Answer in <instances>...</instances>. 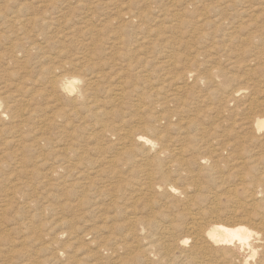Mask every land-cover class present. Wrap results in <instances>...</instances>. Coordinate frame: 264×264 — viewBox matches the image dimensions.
Segmentation results:
<instances>
[{"label":"rangeland","instance_id":"1","mask_svg":"<svg viewBox=\"0 0 264 264\" xmlns=\"http://www.w3.org/2000/svg\"><path fill=\"white\" fill-rule=\"evenodd\" d=\"M29 1L37 20L30 40L0 23V97L6 106V97L14 96L19 113L9 111L0 122V146L9 125L17 126L21 142L14 160L0 154V199L18 192L0 208L19 222L34 217L37 227L30 243L17 247L16 255L28 259L7 264H208L203 257L192 260L193 242L180 239L192 238L193 217L207 226L217 217L232 220L231 211L239 210L241 180L222 129H239L234 120L248 115L247 100L264 80V0ZM0 2L8 12L18 4ZM19 41L23 49L11 46ZM31 42L36 49L29 50ZM210 71L220 74L216 80ZM63 74L89 83V111L79 105L74 111L60 92L49 90ZM200 76L206 80L197 83ZM236 88L247 92L229 100ZM181 101L191 104L185 115L195 114L200 134L203 123L209 126L204 136L210 142L191 136L194 145H183V114L172 117L178 120L170 128L169 118H153L161 134L150 136L162 139L152 152L141 155L136 143L137 153L128 149L127 130ZM210 106L243 115L213 121L215 112H197ZM162 146V162H150ZM62 163L64 175L49 174ZM164 182L179 190L158 188ZM114 223L126 228L115 230Z\"/></svg>","mask_w":264,"mask_h":264},{"label":"bare ground","instance_id":"2","mask_svg":"<svg viewBox=\"0 0 264 264\" xmlns=\"http://www.w3.org/2000/svg\"><path fill=\"white\" fill-rule=\"evenodd\" d=\"M188 3L192 4L191 2H188ZM15 7L16 8L12 9L11 12L10 11L8 12L6 8L0 7V19H3L2 20L3 22H0V23H4L6 28L9 26H12L13 28L16 27V29H17L16 32L18 30H21V33H19V32H17V33H19L24 38V40L25 39L30 40L31 36H32L31 33L34 31V25L37 22V20L34 21V19L36 18V14L34 12V9H32V5H31L29 0H18V4ZM174 15L176 16L177 13H174ZM29 27H32V29H29ZM12 37H13V35H12ZM14 37H15V35H14ZM14 39H16V38H14ZM13 41L14 40H12V42ZM11 44H13L11 46H13L15 48H22L23 49L25 47L21 43V41L16 42V43H11ZM28 47H29V50L30 49H32V50L36 49V43L31 42ZM256 58H257V56L255 54H253L252 59L256 60ZM210 74H211V77L214 78L215 80H216V76L220 75L219 73L214 74L212 71H210ZM185 80L188 81V78H185ZM205 80H206L205 76H200L196 79V82L197 83L204 82ZM80 82H81L80 78L76 75L63 74L59 77H54L51 80L49 90L60 92V96L62 98H64L67 102H69L72 105L73 109L77 108L75 106L79 105L80 109H88L87 111H89L90 106H89L88 95L86 92L87 88L85 87L86 84H89V83L82 85ZM256 83H258L256 90L251 95V98L249 100H247L248 105H247L246 111L248 112V115L243 117V118H239L238 120H234V125H236V124L240 125L239 129L234 130L232 127L224 128L225 126L222 129V132L228 137V140L225 141V144H226L225 149L230 150L231 157L234 159V162L236 165L234 168L237 169V172L239 174V178L241 180L240 187L238 188V190L240 191L239 194H241V202H240V205L238 206L239 210L234 209L231 211L230 214L233 216L232 220H224L225 218L222 219L223 217L221 219H220V217L219 218L217 217L215 220L214 219L211 220L208 217L210 219V223L207 226L205 225L206 227L203 226L204 224L201 225L198 221H196L197 218L193 217V223H192V225H190L188 227V231L191 234H193L192 238L190 236H183L180 239V243L182 245H186L187 243H189L191 241L193 242L191 244V246L188 248L189 251L187 252L188 255H191L192 260H194V259L198 260L199 257H203L204 259L208 260V264H264V115L262 113L264 111V80L261 79ZM223 84L227 87V81H225ZM180 88L181 87L179 86V88H177V90H179ZM244 92H247V91H245L244 88L234 89L232 92H230L231 96H230L229 100H237L238 96L243 95ZM13 97L14 96H10V95L6 97V99H7L6 100L7 101L6 106H4L5 104H4L3 98L0 97V122L4 120L6 113L9 111H13L14 117L19 114L18 110L16 109L15 103L13 102V100H14ZM58 99L61 100L60 97H58ZM177 100H178V98H177ZM186 105H187V102L181 101L180 104H178L174 109L170 108V109L164 110V112H162L163 114H161V116H159V117H155V115L146 117V119H144L142 121L143 125L139 129H137L136 131H134L133 129L129 130V131L127 130V132L123 136L125 137L126 141L128 142V144L126 145L127 147H129L128 149L133 150V152H136L135 151V150H137V148L135 147L136 146L135 143H136L137 146H139V144L141 146L140 149H138L140 151L141 155L145 154V152L146 153L152 152V150H154V148H157V145L159 144V142L162 139V135L158 139H154L150 136V134H157L158 135L160 133V130H159L160 127H158L159 122H155L153 120V118L157 121H159L160 119H163L164 116H165V118H169L166 120L168 122L167 127L170 128L172 126L174 127L177 124V120H178L177 119L176 123H175V122H173L172 117L178 116V115H183V114L184 115L180 118V122L181 121L184 122L186 124V127L188 128V133L186 132L187 134L185 137V142H183L184 143L183 145H185L186 148L192 147V145H194V141H195V140H192V137L196 140L197 139L204 140V141H206L205 142L206 144H207V142H210V141H207V138L204 136L207 133V128H209V126L204 125V123H203V126L206 130L203 127H201L202 134H200L199 133V127L196 124L197 119L195 117V114H192L193 116L192 115H185V114H188V112H187L188 110H191V107H188L191 104L187 105V107H186ZM17 107L19 108V106H17ZM203 110L207 111L208 113L204 112ZM203 110L198 108L197 112L204 114L205 116H211L210 114L212 112L216 113V114H213V116H214V118H217V119H215V120L213 119V121L220 120L221 118H224V117L232 119L236 115H241V116L243 115L242 113H236L240 110H230V109L220 110L219 108L213 107V106L204 107ZM74 111H79V110L75 109ZM90 111H92V110H90ZM190 113H191V111H190ZM225 113H230V114L225 116ZM57 116L59 117L60 115L57 114ZM170 117H171V120H170ZM217 124H219V123H217ZM181 126H183V125H181ZM11 127H12V125L4 126L2 128V131L5 132L4 133L5 134V136H4L5 141H4V146L3 147L0 146L2 148V149H0L1 150L0 154H7V158L14 160V158H17V156L20 153L19 144L21 142L18 139L19 134H18V131L16 128L17 126L14 125V131L12 130ZM209 135H210V133L208 132V136ZM167 136H166V138H167ZM163 137L165 138V136H163ZM182 138H183V136H182ZM123 145H124V142H123ZM161 145H163V144H161ZM183 145H181V146H183ZM164 146H162L163 148L161 147V149H158V150L156 149L157 154L154 155V158L152 159V161L150 159L151 157L149 158L150 162H155L158 164H160L162 162L161 160L163 158H161V160H159L158 156L160 155V153L165 151ZM26 147H27L26 144H24L22 149H24ZM124 147H125V145H124ZM175 150H174V152H175ZM127 153H129V152H127ZM165 154H167V153H165ZM127 155H129V154H127ZM134 155L136 156L137 154H134ZM137 156H139V155H137ZM143 158L144 157H141V160L139 159L140 162L143 160ZM128 159H130V158H128ZM136 159H138V158H136ZM145 160H147V159H145ZM15 163H16L15 165L19 164L17 159H16ZM108 163L110 165H114V167L117 165L116 164L117 161H115L114 159H111L110 161H108ZM11 164H13V163H11ZM63 164L64 163H62L61 165H57V167H54L53 169H51L49 171V174L52 176L53 175H60V174L64 175L65 170L67 172L68 168H67V166H65ZM125 164H127V163H125ZM0 165H1V161H0ZM137 166H139V165H137ZM16 167H18V166H16ZM29 172H30V174H32L33 170H31ZM148 175H149V173H148ZM164 176L168 177V175L166 173H164L163 177ZM49 178H50V176H49ZM147 178H148V176H147ZM163 185L166 186L167 188H169V190L172 192L179 190L174 185L168 184L167 182H164L163 184H159L158 188H161ZM113 189H115L114 186H113ZM162 190H164V189H162ZM230 190H232V189H230ZM141 191H142V189H141ZM157 192L158 191H156V193ZM17 194H18L17 191H14V192L9 191V192L3 194L2 199H0V201H4L2 203V206L7 207L8 205H10L9 202L11 200L13 201L15 198H17L16 197ZM6 201H7V203L5 204ZM29 205H31V204H29ZM6 207L0 208V264H7V262H10V261H18V262L22 263L28 258L25 259L24 256L16 255V254H18L17 253V251H18L17 247L19 245L21 246V245H26L27 243H30V241H28L29 238H27V237L34 235V234H32V233H34V230L36 227L35 221L33 220L34 217L31 218L30 216H27V217L24 216L25 218L21 219L22 222H19L18 221L19 218L12 219V218L7 216L8 213H7ZM117 209H119V208H117ZM217 213H218V211H217ZM217 213H216V216H217ZM211 214H213V213H211ZM219 214L220 213H218V216H220ZM221 215H222V212H221ZM212 216H214V215H212ZM204 219H200V220H204ZM102 221H103V219H102ZM135 222H137V221H135ZM139 223L142 224V222H139ZM201 223H202V221H201ZM112 227L115 230H123L126 228L125 226H123L121 224H115V223H114V226H112ZM167 230H169V229H167ZM43 232H44V229H43ZM30 233L32 235H30ZM171 233H172V230H171ZM42 235H44V234H42ZM44 236H46V235H44ZM161 236L163 237V235H161ZM162 237H161V239H163ZM170 237H173V236L171 235ZM164 239H165V237H164ZM173 239H175V238H173ZM31 242H33V240ZM148 245H149V243H148ZM146 247H145V249H146ZM150 249L149 248L147 249V250H149V254H151V251H152V250L150 251ZM154 249H153V251H154ZM167 249H168V247H167ZM168 251H171V250H168ZM114 252H116V251H114ZM155 253H154V255H155ZM157 253H158V251H157ZM187 253H186V255H187ZM170 254H171V252H170ZM188 255H187V258H188ZM204 255H207L208 257L207 256L204 257ZM58 257H60V256H58ZM198 261H200V260H198ZM201 262L202 261H200L199 263H201ZM24 264H27V263H24Z\"/></svg>","mask_w":264,"mask_h":264}]
</instances>
